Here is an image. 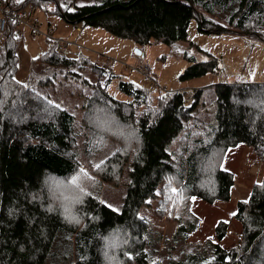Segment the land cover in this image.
<instances>
[{
    "label": "trees",
    "instance_id": "1",
    "mask_svg": "<svg viewBox=\"0 0 264 264\" xmlns=\"http://www.w3.org/2000/svg\"><path fill=\"white\" fill-rule=\"evenodd\" d=\"M76 1L10 4L57 13L75 28H102L141 46L153 40H186L193 19L205 33L252 35L264 42V0H91L73 8ZM18 28L9 24L0 48V264H163L153 250V229L141 217L149 200L158 202L157 216L170 209L183 214L192 198L209 190L229 200L235 174L214 158L221 146H251L264 162V84L213 86L216 122L210 124L194 116L203 89L192 96L187 91L154 95L133 82L119 81L117 89L127 99H117L109 87L118 76L107 66L91 64L98 80L81 124L88 133L85 139L70 112L34 90L50 84L46 76L33 72L29 83L18 80ZM182 56L194 62L183 79L219 68L216 58L195 63L188 52ZM42 61L50 67L46 74L89 65L55 48ZM74 78L90 85L79 73ZM111 142L115 150L100 167L92 174L85 170L78 160L81 145L93 163ZM124 178L126 195L117 212L102 201L103 184L119 186ZM261 185L264 178L247 200L237 203L233 219L241 230L233 243H226L229 223L220 221L213 238L201 243L208 253L190 250L166 264H264ZM187 223L179 227H197Z\"/></svg>",
    "mask_w": 264,
    "mask_h": 264
},
{
    "label": "rangeland",
    "instance_id": "2",
    "mask_svg": "<svg viewBox=\"0 0 264 264\" xmlns=\"http://www.w3.org/2000/svg\"><path fill=\"white\" fill-rule=\"evenodd\" d=\"M25 1L23 0V3ZM14 2L20 4L17 0ZM90 3L91 0H77L73 8ZM54 7L55 3H51L50 9L54 10ZM26 10L29 12L28 20L37 26L39 32L34 34L26 26L19 25L16 32L19 42L18 80L24 84L29 83L33 72L39 74L40 78L46 76L50 84L35 87L34 90L50 103L70 112L75 117L78 131L84 134L85 139L88 133H85L86 129H83L81 124L94 92L92 86L98 80L92 65L107 66L118 76L109 87L110 93L117 99H127L117 89L119 81L133 82L137 87L151 90L154 95L187 91L188 96H192L195 91L203 89L200 105L194 116L210 124L216 122V97L213 86L218 83L264 84V42L256 36L227 32L205 33L199 30L197 19H193L188 27L186 40L171 44L153 40L151 44L141 46L131 39L113 35L102 28L82 26L78 32L62 15L33 8L32 5L27 6ZM218 16L220 14L214 18ZM21 34H24V38ZM60 40H67L71 44L65 55L85 59L89 61V65L77 67L72 71L46 74L50 67L42 61V57L52 48L61 52L58 44ZM139 51L144 53L143 56L138 54ZM183 52L193 55L195 63L216 58L219 68L201 77L183 79L182 75L194 63L183 58ZM138 64L149 66V77L133 69ZM75 72L81 74L90 85L77 82L74 78ZM82 139L80 138L79 142H82ZM84 150L82 144L78 151V160L83 168L92 174L94 167L115 150V145L111 142L107 151L98 155L93 163L87 160ZM213 156L220 167L235 174L229 200L219 199L209 190L202 193L200 198H192L183 214L170 209L163 216H157L156 200H149L150 207L141 210V217L150 223L155 234L153 250L156 251V259L163 264L171 257L180 258L183 252L190 250L208 253L205 245L201 243L213 238L214 227L220 221L229 223V237L226 240L228 245L233 243L240 233L241 225L233 219V214L236 212L237 203L247 200L253 186L263 180L264 162L257 159L251 146L243 144L215 148ZM127 183V178H124L119 186L104 183V204L108 207L111 205L110 208L119 212L126 195ZM174 194H179L178 189ZM188 220L197 227H179V224L184 222L187 226Z\"/></svg>",
    "mask_w": 264,
    "mask_h": 264
},
{
    "label": "built area",
    "instance_id": "3",
    "mask_svg": "<svg viewBox=\"0 0 264 264\" xmlns=\"http://www.w3.org/2000/svg\"><path fill=\"white\" fill-rule=\"evenodd\" d=\"M11 0H0V48L4 47L7 41V30L10 22L24 25L28 30L34 34L38 33L37 26L32 23L29 19V12L26 9L18 8L11 5ZM80 32L81 28H77ZM24 38V34H21ZM61 48V54L65 53L70 48V42L67 40H60L58 42ZM133 69L144 75L145 77L150 76V68L148 65L138 64Z\"/></svg>",
    "mask_w": 264,
    "mask_h": 264
},
{
    "label": "snow or ice",
    "instance_id": "4",
    "mask_svg": "<svg viewBox=\"0 0 264 264\" xmlns=\"http://www.w3.org/2000/svg\"><path fill=\"white\" fill-rule=\"evenodd\" d=\"M17 3H23V0H17ZM64 3L68 4V3H70V0H64ZM84 6H85L84 4L79 5V7H84ZM67 10L68 11H74V9L70 8V7ZM25 87H27V85H25ZM57 107H59V105H57ZM96 167H100V165H96ZM73 182H75V181H73ZM261 186L264 187V185H261ZM171 191L173 193H177V189H175V188H172ZM245 203H247V201H245ZM109 207H111V205H109Z\"/></svg>",
    "mask_w": 264,
    "mask_h": 264
},
{
    "label": "bare ground",
    "instance_id": "5",
    "mask_svg": "<svg viewBox=\"0 0 264 264\" xmlns=\"http://www.w3.org/2000/svg\"><path fill=\"white\" fill-rule=\"evenodd\" d=\"M12 22H10L9 24H11ZM8 27H9V25H8ZM8 31V30H7ZM67 53V51L65 52V53H63V54H66Z\"/></svg>",
    "mask_w": 264,
    "mask_h": 264
},
{
    "label": "water",
    "instance_id": "6",
    "mask_svg": "<svg viewBox=\"0 0 264 264\" xmlns=\"http://www.w3.org/2000/svg\"><path fill=\"white\" fill-rule=\"evenodd\" d=\"M138 54H141V52L139 51Z\"/></svg>",
    "mask_w": 264,
    "mask_h": 264
},
{
    "label": "crops",
    "instance_id": "7",
    "mask_svg": "<svg viewBox=\"0 0 264 264\" xmlns=\"http://www.w3.org/2000/svg\"><path fill=\"white\" fill-rule=\"evenodd\" d=\"M81 28V27H80ZM82 29V28H81Z\"/></svg>",
    "mask_w": 264,
    "mask_h": 264
}]
</instances>
